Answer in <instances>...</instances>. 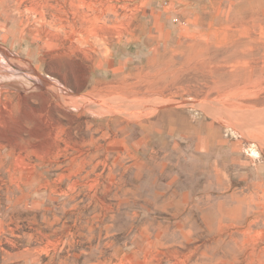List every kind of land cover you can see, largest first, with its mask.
I'll return each instance as SVG.
<instances>
[{
  "label": "rangeland",
  "instance_id": "374dc122",
  "mask_svg": "<svg viewBox=\"0 0 264 264\" xmlns=\"http://www.w3.org/2000/svg\"><path fill=\"white\" fill-rule=\"evenodd\" d=\"M0 264H264V0H0Z\"/></svg>",
  "mask_w": 264,
  "mask_h": 264
},
{
  "label": "bare ground",
  "instance_id": "6f19581e",
  "mask_svg": "<svg viewBox=\"0 0 264 264\" xmlns=\"http://www.w3.org/2000/svg\"><path fill=\"white\" fill-rule=\"evenodd\" d=\"M84 39H85V37H83ZM86 40L88 41V39L86 38ZM80 41H82V39L80 40ZM87 41H85V42H87ZM89 42V41H88ZM32 70H34V69H32ZM33 73V72H32Z\"/></svg>",
  "mask_w": 264,
  "mask_h": 264
}]
</instances>
